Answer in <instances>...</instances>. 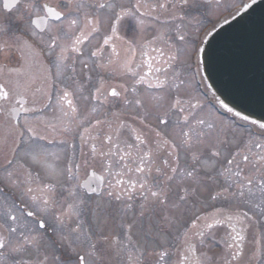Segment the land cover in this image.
Listing matches in <instances>:
<instances>
[{
  "label": "snow or ice",
  "instance_id": "6c2138e0",
  "mask_svg": "<svg viewBox=\"0 0 264 264\" xmlns=\"http://www.w3.org/2000/svg\"><path fill=\"white\" fill-rule=\"evenodd\" d=\"M31 9L37 15L40 12L44 13L43 17L38 19L51 18L54 22L51 27L48 28V40L47 46L49 49V54L59 49L58 53V69L64 65V62L69 60V53H75L78 56H83L84 52L82 46L85 42H91L95 38V34L101 32L102 28L107 25L108 32L105 33L103 38V43L100 44L94 51L90 52L91 57L103 58L105 45L110 47V52L108 53L107 64L96 63L94 61L95 67L99 69H108L112 67L113 69H118L122 75L128 77L131 81V89L125 86V84L119 85L121 91H118L116 87L109 85L108 89L104 87V80L101 78L100 86L95 89V94L92 95V99H99L101 95L104 96L102 103H110L109 97L120 100L125 104L134 103L139 105L140 108L145 109L143 114H138L133 117V120H138L142 128L133 127L130 124L124 122H118L114 127H112L111 133H106L101 141V146L98 148L96 144H92L90 147V157L92 165L99 163L103 172L107 173L109 176L115 178V182L109 181V188L115 189L120 186V191H108L107 195L109 197H114L117 201L121 199V195L127 196L128 200H132L136 194H138L143 201L149 202L153 205L168 206V190L173 181L179 180L183 182L185 179L190 178L193 184H198L202 179H214L216 177L223 178L225 183L228 181H233L236 186V191H230L232 188L231 183H227V187H224L221 191L217 192L212 199L215 200L218 197L223 196L228 198V196L236 197L241 200L245 205L250 208H257L260 210L261 214H264V118L260 120L249 119L247 115H241L240 112L233 113V108L229 107L228 104L220 101V106L229 113H233L236 117L240 118L247 124L255 126L257 132L256 136H253L252 132L248 133V139L240 144L236 140L229 141L226 138H221L219 135H213L216 128L211 114L201 115L196 110L200 107L199 103H192L191 101L195 97H190L188 101L189 108L186 110L182 106V101L179 98L174 100L168 99V106L162 114L155 115V120L157 121V127H153L148 120L152 119L153 111L146 108L144 102L141 99H135L134 101H129L126 93L131 90V92L136 93L137 84H147L148 88H160V89H172L175 88L179 94L180 84H176L175 81L169 82L166 79L161 80L159 77L156 78L155 83H153L148 76L153 71H160L159 69H153L151 60H141L139 63L136 61V54L139 50L140 55L147 56L148 53L145 49L150 48L155 42H165V34L161 33L155 35L152 40L145 43H138L135 39L125 40L119 35L118 29L121 22L125 17H133L137 13L141 16H152L156 9L163 10L165 13H169L171 20H179L183 22L186 19L185 13L187 9L196 8L197 5L195 0H164L162 3L155 5L143 4L140 0H137L136 4L131 8L124 7L123 5H113L109 3L100 2L96 0V3L91 5H85L83 0H66L65 2L58 3L56 6L50 3H30L25 6ZM86 7L89 9H96L97 12L93 13L91 11L83 12L84 22L81 25L79 20L72 17L73 13H81ZM248 7V5H245ZM111 9V15L106 19H102L98 14L99 10ZM145 9V11H141ZM91 16V20L89 17ZM153 19L157 17L153 16ZM168 21H165L167 23ZM35 23V21H33ZM141 27L145 24L144 19L139 20ZM210 35L211 33H207ZM35 36L36 33H31ZM186 33H183L180 29V25L176 26V36L181 42H186ZM115 38V39H114ZM19 40V38H17ZM170 39V38H169ZM43 42V37H41ZM119 41V43H117ZM24 47L31 48L32 44L29 40H24ZM8 46L7 44L5 45ZM210 47V45H209ZM211 48V47H210ZM153 51H161L160 49H152ZM205 50L202 48H197V52L201 53ZM161 55L163 52L161 51ZM166 62H176L173 65L175 71L176 80L180 79V71L176 70V65L180 63L176 55H169L168 61ZM73 67L72 72H75L74 67L75 61H72ZM84 68L88 67V64L81 61ZM147 64L148 73L141 74L138 69L141 64ZM203 65L208 72L213 69V63L211 55H208L204 60H200L198 57V68ZM165 76L167 74L165 73ZM91 79V77H89ZM183 81H181V84ZM211 87V85H209ZM25 92L27 89L24 90ZM106 93V94H105ZM20 98L16 101L20 105V110L29 113L36 111L34 107L26 106L27 101L24 99V94L16 93ZM73 93L69 92L67 89L63 90L60 100L67 102L71 112L76 113L78 109L73 104L70 97ZM10 98L9 91L5 90L4 85L0 84V100L7 101ZM162 101L166 97L160 98ZM34 103V102H33ZM160 107H164L161 103ZM178 110L182 116L177 118L176 125L174 126L173 134L168 139H164L165 136L169 135L163 132L159 125H164L165 127L169 124V120L165 119L170 112ZM68 113L65 112V115ZM119 121V117H117ZM96 123L99 125L102 122L97 120ZM28 132H33V129L25 124ZM15 129V126H13ZM128 130L133 142L124 141V147L121 148L118 143L115 142L114 137L119 139L122 130ZM178 129V131L176 130ZM146 130V131H145ZM23 133H21L22 135ZM156 137L153 141L152 137ZM43 139V137H41ZM106 141V144L104 143ZM162 145H166V156L161 155ZM234 145L232 150H229V146ZM105 148L107 150L105 151ZM208 150L207 156H205L203 149ZM255 149V150H254ZM258 150V151H256ZM14 151V149H13ZM181 152L185 154V157L190 156V163L187 167H181L180 159ZM118 157L117 163L132 160L131 166L127 163H121V171H113L112 158ZM35 161V158H33ZM209 159L213 160V164L209 165ZM83 166H89V160L85 159L82 162ZM219 165L222 170L216 171V166ZM81 164L75 165L77 171L81 167ZM204 172V177L200 176V172ZM67 178L70 180L74 177L73 166L69 164L66 169ZM138 174V175H134ZM214 174V175H213ZM52 179H55V175L51 174ZM28 182H31V173L27 174ZM103 179V177H101ZM55 185L51 182L47 186L48 191L41 197L36 195H31L30 199L36 204L35 210H28L26 212L27 217H35L39 223L41 229L46 227L45 220L42 216H37V213H47L50 208L49 206L54 203ZM33 189L28 187L26 189V194L33 193ZM95 191V189H93ZM185 195H181L179 199L184 201L188 196L195 195L198 191L197 187H185L183 189ZM68 195L75 197L77 195L76 191L68 189ZM83 203V201H81ZM145 205L142 203L141 208ZM75 208L72 203L68 204L69 212ZM173 209L178 210V205L172 204ZM69 213L62 212L60 216H57V220H61V217L68 215ZM143 214V213H141ZM23 215V213H22ZM244 217H248V213L245 212ZM7 220L10 223L0 225L8 236L0 235V250L10 248L12 252H19L25 250L26 246H35L36 237L27 235L24 232H20L19 239L15 242L11 241L9 237L12 234L17 233L19 225V218L13 215L10 211L6 213ZM165 219L171 218L165 217ZM207 218L196 217L190 222V226L186 227L184 230V236L186 242L190 235L198 236L201 238V243H203V237L205 236L206 230L213 229L214 225H219L227 223L228 227L231 229L227 233L228 239L226 241L227 255L230 259L225 260V264H232L233 261L238 262V264H244L242 256L244 254V241L246 239L244 227L239 229L232 224L233 219L237 223H242L240 216L227 215L223 220L217 219L215 216L211 218L212 222H205L203 229L197 224L198 220ZM251 220V217H248ZM62 222V221H61ZM73 231H78V226ZM131 239V237H129ZM95 249V245L92 246ZM188 251L193 253L192 257L184 256V260L180 264H184V261H189V264H205V261L195 256L196 247L192 243H188ZM2 254V253H0ZM160 261H164L168 256L167 250L159 251L156 253ZM201 255H204L203 253ZM255 255V254H254ZM58 259V258H57ZM47 261V256L44 257L43 261H39L38 264H45ZM22 264H29V261L25 260ZM79 264H85L84 257H79Z\"/></svg>",
  "mask_w": 264,
  "mask_h": 264
},
{
  "label": "rangeland",
  "instance_id": "374dc122",
  "mask_svg": "<svg viewBox=\"0 0 264 264\" xmlns=\"http://www.w3.org/2000/svg\"><path fill=\"white\" fill-rule=\"evenodd\" d=\"M227 1L232 2L236 0ZM239 1L243 2L245 0H238V3ZM200 30L201 26L198 27L196 34L193 35L189 44L175 47L176 51L185 57L178 58L180 63L176 65V70L180 71L179 80H176L173 69V65L176 62H166L168 58H145L146 61L151 60L153 69L160 70L162 67L167 68L165 71L151 72L148 79L153 83H155L157 77L161 80L167 78L170 83L175 81L176 84L181 85L179 94L175 88L162 90L160 88H148L147 84H141V87L137 84V92L133 93L129 90L127 94L129 101L141 99L145 107L153 111L152 119L147 121L153 127H157L155 115L162 114L166 110L168 99L174 100L179 98L182 101V106L187 110L189 105L188 103H184V101H188L190 97H195L191 102H198L200 105L198 108L206 110L204 108L205 106L201 104L204 105L207 102L198 93L195 81L199 76L200 70L198 69L196 58H193L196 52V46L193 44ZM2 58H8L7 54H3ZM82 59L88 64V67L84 68L83 64L81 65L79 70L81 76L79 87L74 89V93L70 97L78 111L76 113L71 112L69 106L66 104L67 102L60 100L62 94L53 95L54 103L60 106L54 105L50 109L48 108L49 110H43V107L36 105L29 106L34 107L36 111L25 113L19 123V127L14 131L12 130L16 135L17 143L15 149L17 158L7 172L13 178L15 177L17 179L18 173L20 174L21 172L19 161L27 157L29 158L28 165L31 169L32 183L34 185L32 195L41 197L47 193V186L50 182L55 185L53 189L56 194L54 203L49 206L50 210L47 213L40 214H44L43 219L50 224L52 231L61 228L62 232L67 236L77 237L80 242V247L76 254L86 255L88 261L93 264H152V262L153 264H159V262L163 264V261H159L156 255L161 248L162 251L165 249L174 250V264H180L183 260L180 252L190 257L193 256L188 251V243L195 245L197 254H204L200 256V259L204 260L206 264L210 261L207 254L211 255L214 260L216 258H222V261L217 260L218 262H215V264H225L228 255L226 245L224 244V235L226 234L224 228H218L214 233L216 238L203 244H199L196 241L198 236L192 235L189 236L186 242L183 234L185 228L190 226V222L196 217L207 218V220L213 216L217 218L218 214L223 210L232 213L245 211L254 216H259L261 214L260 210L250 208L236 197L233 198L232 202L229 201V196L228 198L221 196L213 200L212 196L225 187V181L220 177L214 179L204 178L195 185L190 178L185 179L183 182L177 178V180L171 183L168 190L169 203L167 207L145 202L138 194L132 200H128L127 196L123 194L119 201L114 197H109L107 195L108 191H120V186H117L115 189H110L109 181L114 183L115 178L103 172L99 163L94 166L92 165L90 157L91 145L85 148L86 153L84 155L83 151L80 154V149L84 147L83 142L90 140L89 135L91 133L88 130L95 128L91 126L97 125V120L102 122L100 114L97 111L92 114V110L95 102L104 100V96L101 95L99 99L91 98L95 94V89L100 86L101 78L105 82V89H108L109 85H111L116 87L118 91H121L119 82L124 81L127 87L131 89V81L128 77H123L119 70L108 74L107 69L104 70L95 67L94 61L96 63L107 64L108 58ZM136 61L138 62V58H136ZM138 71L141 74L148 73L147 64L145 63ZM165 73L167 76H165ZM181 81H183L182 84ZM162 96L166 97L163 101L160 99ZM32 99L34 101L36 100L35 97ZM161 103L164 104V107H160ZM124 109V113L128 118L127 124L135 127L131 123L132 118L138 114L142 115L145 109L140 108L139 105L134 103L129 104ZM196 111L198 113H206V115L211 114L216 125L213 132L214 136L219 135L221 138H226L229 141L236 140L239 143H243L248 139L249 132H252L255 137L251 126L248 128L228 127V123H224L223 120L215 118L210 110L200 112L197 109ZM65 112L68 114L65 115ZM180 116L182 114L178 110H175L170 112L167 117H164L169 120V124L166 127L159 125L163 132L169 134L164 139L170 138L173 134L177 118ZM134 121L140 127H143L138 120ZM26 122L33 129V132L27 131L25 127ZM79 124H82L83 127L80 128ZM85 125L90 127L86 128ZM59 127H63V129L58 131ZM176 130L178 131V129ZM97 131H100V127H98ZM21 133L23 134L21 135ZM124 138L128 142H133L130 132L126 129ZM152 139L155 141L158 138L153 136ZM234 147V145H230L229 150H232ZM203 152L207 156L208 150L206 148L203 149ZM161 155L166 156V145H162ZM180 156L181 167H187L188 163H190V156L186 159L183 152H181ZM33 158H35V161ZM85 159L89 160V166L87 167L82 164ZM117 161L118 157L112 158L113 171L126 170L122 169L121 163H117ZM208 163L212 165L213 160L209 159ZM69 164L73 166L74 172V177L70 180L67 178L66 173ZM77 164L83 166V169L82 166L80 167L83 172L87 169H92L102 175L106 182V187L100 198L94 199L81 194L82 191L79 190V176L82 174H80V170L77 171L75 168ZM127 164L134 166L132 165L131 159L127 160ZM221 170L222 168L217 165L216 171ZM50 173L54 174L56 178L52 179ZM200 176L204 177L203 171L200 172ZM192 186L197 187V193L181 201L179 197L185 195L183 189ZM68 189L76 191L77 195L75 197L69 196ZM69 203L75 205V208L71 212L68 209ZM142 203L145 205L144 208H141ZM31 204L35 210L36 204L34 202ZM172 204L178 205V210L173 209ZM62 212L69 214L61 217V220H57L56 217L60 216ZM165 217L171 218L172 222L169 219H165ZM205 221V219L198 220L197 224L203 229ZM77 226L78 231H73ZM70 245L74 247L76 244L70 242ZM93 245H95V249H93ZM86 252L94 260H90ZM73 256L74 254L68 255L70 258ZM232 264L235 263L232 262Z\"/></svg>",
  "mask_w": 264,
  "mask_h": 264
},
{
  "label": "flooded vegetation",
  "instance_id": "af4514ba",
  "mask_svg": "<svg viewBox=\"0 0 264 264\" xmlns=\"http://www.w3.org/2000/svg\"><path fill=\"white\" fill-rule=\"evenodd\" d=\"M6 2H8V0H0V84L4 85L5 90L9 91L10 98L7 101L0 100V225L10 223L6 216V213L10 211L19 218V225L21 226H18L17 233L12 234L9 239L15 242L20 238V232H24L27 235L35 236L36 243L35 246H26L25 250L19 252H12L10 248L0 250V253H2L0 254V264H22L25 260L29 261V264H38L39 261L44 260L45 256H47L45 264H79L80 256H77L76 251L80 247V242L77 237L67 236L61 231H59L58 236L57 230L52 231L50 224L46 221V227L41 229L35 217L26 216L28 210H34L31 204L33 201L30 199L32 193L26 194V189L28 187L34 190L32 174L31 182H28L27 179V174L29 172L31 173V169L28 165L29 158L26 157L22 159V161H19L21 172L20 174L18 173L17 179L15 177L13 178L12 175L7 172L17 158L15 149L17 141L13 131L19 127V123L25 114V112L20 110V105L16 102L20 98L16 93L22 92L24 94V99L27 101L26 106L28 107L36 105L43 107V110H45L48 108L50 109L54 105L60 106L54 103L53 95L62 94L65 89L74 93V89L79 87L81 77L79 70L82 65L81 61H83L82 58H97L91 57L90 52L94 51L96 47L103 43V38L105 33L108 32V27L105 25L100 33L95 34V38L92 39L90 43L87 41L85 42V45L82 46L84 52L83 56L69 53L70 59L65 61L64 65L58 69L57 57L59 49L49 54L46 43L49 36L48 28L51 27L54 22L51 18L38 19V15L39 17H43L44 13L40 12L37 15L25 6L30 3L42 4L45 2L56 6L61 2L66 3V0H9V3L13 5V9L11 10L6 9ZM100 2L117 6L123 5L124 7L131 8L136 4L137 0H100ZM140 2L143 4L155 5L164 2V0H140ZM237 2L238 0L232 2H228L227 0H195L197 7L187 9L185 13H182L186 15V19L183 22L171 20L169 13H165L158 8L153 12L152 16L141 17L137 13L133 17H125L121 22L118 32L125 40L135 39L138 43H145L152 40L155 35L161 33L165 34L167 43H153L150 48L145 49L148 53L147 56L142 57L139 50L137 51L136 58H138V63L141 60H146L145 58H168L169 55L185 58L181 53L176 51L175 47L189 44L193 35L196 34L198 27L201 26V30L197 33L193 44L199 45L201 42L200 37L205 36L204 38L206 39L208 37L207 33H211L213 29L232 17V13L236 7L241 6V4ZM83 3L85 5H91L96 3V0H83ZM88 11L93 13L97 12L94 8L89 9L86 7L81 13H73L70 18L78 19L82 25L84 22L83 12ZM111 11V9H102L99 10L98 14L102 19H106L111 15ZM141 11L143 12L145 9H141ZM153 16L157 17V19L154 20ZM89 19L91 20V16ZM140 19H144L145 21L143 27L139 24ZM33 21H35V23H33ZM165 21L168 22L165 23ZM177 25H180L181 31L187 34L186 42H181L177 38ZM33 32L36 33L35 36L31 35ZM41 37H43V42L41 41ZM17 38H19V40ZM24 40H29L32 47H24L22 43ZM117 43H119V41H117ZM6 44L8 45L7 47L5 46ZM104 47L105 51L103 58H108L110 47L107 45ZM157 48L163 52V55H161V51L152 50ZM3 54H7L8 58H2ZM72 61H75V72L71 71L73 67ZM143 65L144 64H141L140 68H142ZM109 69L108 74L118 70L112 67ZM161 69L164 71L167 70L165 67ZM119 84H125V86H127L124 81L119 82ZM139 87H141V84H139ZM25 89H27L26 92L24 91ZM127 94L128 93L125 95ZM33 97L36 98V102L32 99ZM102 101L95 102L92 110L94 113L99 111L103 116H108L104 118L108 120L107 127L102 128L105 125L101 124V131L91 136L90 144H96L98 148L101 146L104 135L106 133H111L112 127L118 122H124L126 124L128 122V118L124 113V108L129 104H125L111 97H109L110 103H102ZM204 108L206 110H211L207 106ZM16 110L19 111L17 120L13 118V113ZM211 112L213 111L211 110ZM214 116H216L215 113ZM117 117H119V121ZM223 120L224 123L229 124L228 127L237 125L240 128H245L248 126L235 124V122L231 120H229V123V121H226L227 119ZM79 125L80 128L83 127L82 124ZM13 126H15V129H13ZM85 126L86 128L90 127L87 125ZM237 126L234 127L238 128ZM52 128L55 130L54 127ZM62 129L63 127H59L58 131ZM252 130L256 136L257 130L255 126H253ZM124 135L125 130H122L119 139L114 137V140H116L121 148L124 147ZM104 143L106 144V141ZM106 150L107 148H105V151ZM121 163L126 162L124 161ZM82 169L79 168L81 171L80 174H82L79 176L80 187L93 171L92 169H87L83 172ZM96 173L101 176L100 173ZM227 215L228 214H221L217 219L223 220ZM37 216L43 217L44 215L37 214ZM233 216H240L243 222L237 223V221L233 219L232 224L238 229L240 227L246 229L244 254L242 256L244 264H264V225H259L264 218V214L260 216L248 214L251 220H249L248 217H244L243 214ZM224 224L229 233L231 229L228 227L227 223ZM0 235L8 236V233L3 228H0ZM227 239L228 236L224 235L225 245ZM212 240H214V237H208L207 243ZM70 242L76 245L73 247L70 245ZM70 254H74V256L71 258L68 257ZM169 259V264H174V252H169ZM226 259H230V257H226ZM219 260L222 261V258ZM84 262L85 264H93L87 262L86 259H84ZM233 262L238 264L236 261Z\"/></svg>",
  "mask_w": 264,
  "mask_h": 264
},
{
  "label": "water",
  "instance_id": "95a60500",
  "mask_svg": "<svg viewBox=\"0 0 264 264\" xmlns=\"http://www.w3.org/2000/svg\"><path fill=\"white\" fill-rule=\"evenodd\" d=\"M203 49L202 60L211 55L213 63L210 72L202 65L204 75L219 101L250 120L264 118V0L220 27ZM82 188L99 195L102 179L92 173Z\"/></svg>",
  "mask_w": 264,
  "mask_h": 264
}]
</instances>
